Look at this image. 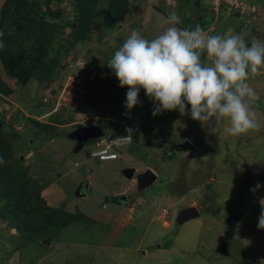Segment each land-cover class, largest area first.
I'll return each instance as SVG.
<instances>
[{
	"label": "rangeland",
	"instance_id": "374dc122",
	"mask_svg": "<svg viewBox=\"0 0 264 264\" xmlns=\"http://www.w3.org/2000/svg\"><path fill=\"white\" fill-rule=\"evenodd\" d=\"M28 1L59 27L49 59L57 67L51 78L33 74L23 85L0 62L1 136L11 147L8 163L28 169L46 204L75 222L22 230L0 216V264H264V68L247 81L257 97L246 98L257 127L233 136L227 118L212 131L178 111L154 117L143 89L128 112V89L107 65L133 30L154 39L172 26L165 23L172 13L181 29L199 25L206 36L243 33L249 46L264 42V9L248 1L243 16L227 8L230 0H125L126 16L108 25L109 2L99 0L91 31L76 41L81 0H51L57 18L49 0ZM201 58L211 64L206 53ZM79 127L131 138L119 160L98 162L90 155L99 139L77 151L72 136ZM186 141L195 150L177 151ZM128 168L135 170L131 180ZM149 169L158 179L141 189L137 177ZM115 197L127 202L116 205ZM3 205L0 198V214ZM191 208L200 216L183 221Z\"/></svg>",
	"mask_w": 264,
	"mask_h": 264
},
{
	"label": "clouds",
	"instance_id": "9594fccd",
	"mask_svg": "<svg viewBox=\"0 0 264 264\" xmlns=\"http://www.w3.org/2000/svg\"><path fill=\"white\" fill-rule=\"evenodd\" d=\"M165 23L172 26L151 40L133 30L107 64L119 86L128 89V112L141 103L139 93L143 89L153 101L154 117L178 111L181 116L189 115L193 121L207 124L212 131L227 118L231 125L228 132L233 136L255 129V113L246 98L251 101L257 97L247 81L249 73L255 75L264 68V42L253 39L249 46L243 33L206 36L199 25L181 29L176 26L181 20L175 13ZM202 53L211 64L202 60ZM259 188L257 183L253 191ZM259 203L258 228L264 230V198Z\"/></svg>",
	"mask_w": 264,
	"mask_h": 264
},
{
	"label": "trees",
	"instance_id": "16d2710c",
	"mask_svg": "<svg viewBox=\"0 0 264 264\" xmlns=\"http://www.w3.org/2000/svg\"><path fill=\"white\" fill-rule=\"evenodd\" d=\"M51 2L49 0L47 9L50 17L57 18L59 14L49 7ZM108 2L105 21L108 25H114L117 20L126 16L127 2ZM259 2L261 3L260 0ZM98 3L99 0L80 1L79 7L84 13L75 31L76 41L87 38ZM44 16L42 9L28 0H6L0 6V62L7 74L23 85L27 84L33 74L44 72L45 78H51L57 67V62H49V59L59 27L47 21ZM209 25L210 23L205 24ZM83 149L84 147L81 150ZM11 152V147L2 138L0 130V160L3 161L0 163V198L4 199L1 218L15 223L22 230H39L41 227L46 230L62 229L73 224L74 216L65 211L54 212L46 204V200L41 198V186L29 175L28 169L8 163Z\"/></svg>",
	"mask_w": 264,
	"mask_h": 264
},
{
	"label": "water",
	"instance_id": "95a60500",
	"mask_svg": "<svg viewBox=\"0 0 264 264\" xmlns=\"http://www.w3.org/2000/svg\"><path fill=\"white\" fill-rule=\"evenodd\" d=\"M104 136V133L101 129V127H79L77 131L73 134L72 138L77 141V151H80L85 143L91 140H97ZM195 150V147L190 143L189 141H186L177 147V151L179 152H193ZM124 174H126L128 179H133L135 170L134 169H126L124 171ZM158 177L152 170H147L143 174L139 175L137 177V182L139 184V187L141 189H146L153 185L157 181ZM182 216L184 215L183 221H186V219L196 218L199 217L200 214L196 208H191L186 211H184ZM180 215V216H181ZM181 219V217H180ZM189 221V220H188Z\"/></svg>",
	"mask_w": 264,
	"mask_h": 264
},
{
	"label": "built area",
	"instance_id": "2783aa9c",
	"mask_svg": "<svg viewBox=\"0 0 264 264\" xmlns=\"http://www.w3.org/2000/svg\"><path fill=\"white\" fill-rule=\"evenodd\" d=\"M224 1V0H223ZM222 0H215V6H221ZM246 0H230L228 1V9L235 13L247 14L248 11H244L248 7ZM256 8V7H255ZM254 10V9H253ZM241 11H243L241 13ZM245 13V14H244ZM129 138H100L99 141L94 145V151L91 153L90 157L98 162L115 161L120 156V149L129 142Z\"/></svg>",
	"mask_w": 264,
	"mask_h": 264
},
{
	"label": "flooded vegetation",
	"instance_id": "af4514ba",
	"mask_svg": "<svg viewBox=\"0 0 264 264\" xmlns=\"http://www.w3.org/2000/svg\"><path fill=\"white\" fill-rule=\"evenodd\" d=\"M69 136H72V135L69 134ZM84 184H86V183H84ZM126 202H127V198L126 197H120V198H116L115 197V198H112V203H114L116 205H120L121 203H126Z\"/></svg>",
	"mask_w": 264,
	"mask_h": 264
},
{
	"label": "crops",
	"instance_id": "0c3cea01",
	"mask_svg": "<svg viewBox=\"0 0 264 264\" xmlns=\"http://www.w3.org/2000/svg\"><path fill=\"white\" fill-rule=\"evenodd\" d=\"M182 1V0H181ZM252 5L253 4H255V0H248ZM258 1V0H257ZM259 2V1H258ZM260 3V2H259ZM255 5H257V4H255ZM260 5H262V3H260ZM260 5H257V6H260ZM261 7H263V6H261ZM208 23H210L209 21H208ZM89 128V127H88ZM74 140V139H73ZM74 142H76L75 140H74ZM82 150H80V151H78V152H81ZM121 155H123V153L121 152ZM120 155V156H121ZM120 158V157H119ZM119 158L117 159V160H119ZM117 160H115V161H117ZM108 162H111V161H108ZM78 167H80V165L78 166ZM128 169H130V168H128Z\"/></svg>",
	"mask_w": 264,
	"mask_h": 264
}]
</instances>
